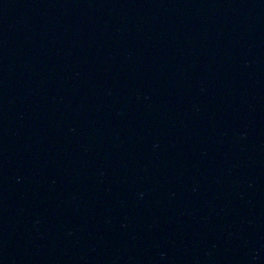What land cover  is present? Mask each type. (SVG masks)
Returning a JSON list of instances; mask_svg holds the SVG:
<instances>
[{
    "label": "water",
    "instance_id": "water-1",
    "mask_svg": "<svg viewBox=\"0 0 264 264\" xmlns=\"http://www.w3.org/2000/svg\"><path fill=\"white\" fill-rule=\"evenodd\" d=\"M0 264H264V0H0Z\"/></svg>",
    "mask_w": 264,
    "mask_h": 264
}]
</instances>
